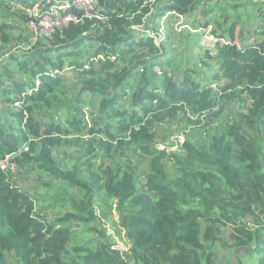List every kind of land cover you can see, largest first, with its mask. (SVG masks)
Segmentation results:
<instances>
[{"label":"trees","instance_id":"16d2710c","mask_svg":"<svg viewBox=\"0 0 264 264\" xmlns=\"http://www.w3.org/2000/svg\"><path fill=\"white\" fill-rule=\"evenodd\" d=\"M38 1L0 0V13L16 4L26 24ZM92 1L101 18L35 43L25 30L15 36L13 24L0 25V52L8 51L0 159L12 156L20 171L80 194L70 212L49 219L37 195L0 169V264H264V39L242 45L239 23L225 31L219 24L199 78L158 43L148 20L186 18L195 31L227 25L222 1ZM255 3L264 23V0ZM201 13L210 17L205 24ZM241 103L230 124L212 128ZM166 124L201 131V140L187 137L176 152L160 148L156 129ZM60 149L77 151L81 167L63 166ZM102 204L118 217L103 210L115 236L99 228L94 208ZM75 225L92 239L73 244Z\"/></svg>","mask_w":264,"mask_h":264},{"label":"rangeland","instance_id":"374dc122","mask_svg":"<svg viewBox=\"0 0 264 264\" xmlns=\"http://www.w3.org/2000/svg\"><path fill=\"white\" fill-rule=\"evenodd\" d=\"M220 1H222L220 4V11L231 16L227 24L228 26L220 20L217 23H214L217 28L215 26L214 28L210 26L208 29L195 31L193 26L188 24L186 18H178L174 16V18H170L171 15H166L163 18L159 13L151 16L148 20V26L153 29V33L159 38L158 43H160V40L167 42L169 55L173 58L180 59L183 62V69L187 66L198 69L199 75L197 76L199 78L205 77L203 72H205L204 68H206L205 63H203L200 58L202 55H209L210 52L214 51L215 44L217 42L216 37L214 36V30L220 32L219 24H222L221 30L225 31L232 23H239V32L236 34V39H240L239 41H241L242 45L258 42L264 39L263 18L261 17L262 14H259V7L255 3V0H237L234 1V3L232 2L233 5H230L232 3L227 0ZM237 4H240V6H237ZM18 8V5L13 4L12 9H8V12L0 13V25L1 23L13 24L16 27V31L13 32L15 36H19L20 31L25 30V36L27 37L29 36L27 26L28 23L25 24L20 19V16L14 13ZM221 14L222 13L220 12H216L212 14V17L221 19ZM200 18L202 19V24L207 23L210 19V17L205 18L202 13ZM227 35H230V28L228 29L226 36ZM225 41L229 42L232 40L226 38L221 42L224 43ZM1 44L2 43L0 42V45ZM14 47L16 46L11 45V52H14ZM7 52V50L5 52H0V65L4 62V58L8 57ZM67 77L72 79V73L69 72ZM86 102L90 103V98H87ZM243 106V103L230 106L225 115L212 125V128L230 124L237 112ZM5 107V102L0 99V115L2 112L1 109ZM156 133L158 138H160L157 142L159 147L165 148L170 152H176L180 149V146L185 142L187 137H190V139L195 138L196 140H201L200 135H202L201 131L194 130L192 127H188L187 125L178 124L163 125L156 129ZM56 159L59 162L64 161L63 166L67 164L69 169H73L74 165L81 167L82 164V159L79 153L71 149L58 150L56 153ZM96 161L98 164L101 162L100 158ZM40 176H42V180ZM17 181L22 182L24 187L30 189L37 195L41 203L40 208L42 213L49 217V219L52 217L59 218L66 212H70L72 210L70 199L75 197L77 199L80 198V194L77 195V190L71 189L64 183L52 180L45 174L35 172L31 169H22L20 174L17 176ZM44 182H49L50 185H44ZM63 200L65 202H63ZM63 203H66L67 207H62V210H60L58 206H62ZM94 210L100 218L101 227L99 228H105L107 229L108 235H114V231L110 228L111 223L109 222V219L103 215V210L108 214V218H110V220L117 223L118 217L115 214V210H113L111 215L109 207L105 204L95 206ZM109 215L111 216L109 217ZM87 231L88 228L86 226L75 225L72 243H76L78 236V243L83 242L84 239H92L87 235ZM115 238L118 244L117 247L123 251H127L129 249L130 246L126 243V240L119 241L117 237Z\"/></svg>","mask_w":264,"mask_h":264},{"label":"built area","instance_id":"2783aa9c","mask_svg":"<svg viewBox=\"0 0 264 264\" xmlns=\"http://www.w3.org/2000/svg\"><path fill=\"white\" fill-rule=\"evenodd\" d=\"M95 10L92 0H40L26 13L29 40L35 43L39 38H47L71 23L80 24L85 19L101 18ZM0 169L14 177L20 172L12 156L0 159Z\"/></svg>","mask_w":264,"mask_h":264}]
</instances>
